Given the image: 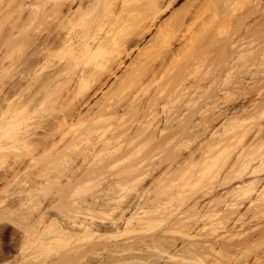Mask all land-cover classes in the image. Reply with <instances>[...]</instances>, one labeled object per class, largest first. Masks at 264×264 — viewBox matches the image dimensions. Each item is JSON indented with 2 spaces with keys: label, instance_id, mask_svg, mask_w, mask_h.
Segmentation results:
<instances>
[{
  "label": "bare ground",
  "instance_id": "1",
  "mask_svg": "<svg viewBox=\"0 0 264 264\" xmlns=\"http://www.w3.org/2000/svg\"><path fill=\"white\" fill-rule=\"evenodd\" d=\"M176 2L0 0V182L55 262L264 264V0Z\"/></svg>",
  "mask_w": 264,
  "mask_h": 264
},
{
  "label": "rangeland",
  "instance_id": "2",
  "mask_svg": "<svg viewBox=\"0 0 264 264\" xmlns=\"http://www.w3.org/2000/svg\"><path fill=\"white\" fill-rule=\"evenodd\" d=\"M190 2V0H177V2L175 3V8H178V9H181V8H183V7H185L188 3ZM168 16H169V14H167V16L165 17V18H167L168 19ZM7 157V156H6ZM6 157H5V159H6ZM4 159V158H3ZM2 159V160H3ZM1 160V161H2ZM0 165H1V172L3 171V170H5V169H7V159L6 160H3L2 161V164L0 163ZM0 172V175L1 174H4V172H2L1 173ZM5 172H7V170L5 171ZM1 182H3V181H1ZM1 182H0V205H1V203H2V205H3V208H4V206H5V208H4V210H6V208H8V204L9 205H12V204H10V203H13V200H14V202L15 203H18V201H20V199L22 198V197H24L25 196V193L23 194V196L20 198V196H21V190L23 191V189H21L20 187V189L19 188H17L16 190H14V188H16L15 186H17V185H10V186H12V187H7V183L4 181L2 184H1ZM104 183V185L106 184V182H103ZM103 183L99 186V187H97L98 186V184H97V186H95V187H93L94 186V184L93 185H91L92 187H93V190L91 189V186H89V187H87V188H89L90 189V191H88L86 188H85V190H82L83 192H79L82 196H87V194H88V196L90 195H94V194H99V191H100V193H101V191L103 192V191H105L106 192V185L105 186H103ZM13 186H14V188H13ZM102 186V187H101ZM19 190V191H18ZM87 190V191H86ZM92 190V191H91ZM14 191H16V192H18V197L16 198V196H14L13 194V192ZM15 192V193H16ZM94 192H97V193H94ZM13 193V194H12ZM45 193H48L49 194V192H45ZM90 193V194H89ZM92 193V194H91ZM104 193V192H103ZM111 193V192H110ZM109 193V194H110ZM11 194L13 195V197L11 196ZM17 194V193H16ZM48 194H46V197L47 198H44V199H42L43 198V196L42 195H44L45 196V194H41L40 196H41V198H39V200L41 199L42 200V203H43V206L46 204L44 201H46V200H48L47 202V204H49V203H51L52 201H53V199L52 198H54L55 196H52L51 198H50V196H51V194H49V199H51L52 201L50 202V200L48 199ZM56 194V193H55ZM54 194V192L52 193V195H55ZM78 194V193H77ZM102 194V193H101ZM79 195V194H78ZM78 195H76L77 197H78ZM82 196H79V200H81V198L80 197H82ZM15 197V198H14ZM56 197H57V195H56ZM76 197V198H77ZM84 197V198H85ZM18 198H20V199H18ZM36 198V197H35ZM34 198V199H35ZM87 198V197H86ZM90 198H92V197H90ZM90 198L88 197L87 199H83V200H90ZM13 199V200H12ZM46 199V200H45ZM12 202H11V201ZM16 200V201H15ZM18 200V201H17ZM39 200H37V199H35V201L34 202H37L38 203V201ZM40 200V201H41ZM39 201V202H40ZM29 203V202H28ZM28 203H26V204H28ZM41 203V202H40ZM41 203V204H42ZM45 203V204H44ZM36 204V203H35ZM29 205V204H28ZM32 205V209H29V211L30 210H32V211H30V212H33V210H34V208L35 209H37V207H39V203H38V205H37V207L32 203V204H30L29 206H27V207H30ZM58 205V204H57ZM23 206H25V205H23ZM23 206H22V208H23ZM35 206V207H34ZM59 206V205H58ZM1 207V206H0ZM27 207H24L23 208V210L24 211H26V212H24V211H22V214L23 213H25L26 215H28V213H30V212H27ZM40 207H42L41 205H40ZM2 208V207H1ZM27 209V210H26ZM62 208H60V210H61ZM64 209V208H63ZM20 210H21V208H20ZM19 210V212L17 211L16 213H7V210H6V214L4 215V218L2 219V221H0L1 223H0V227H5V232L4 233H0V264H29V259H30V264H66V263H60V262H55L56 260L55 259H57V260H59L58 259V257H60V255H59V253H61V251H63L62 249H65L64 251H66V247L64 248V246L66 245H64V244H60V247L58 246V248H57V246H56V248H57V251L59 252H57L55 249L56 248H54L55 246H53V249H52V244H51V242H49L48 241V239L50 240V235H48L49 234V232H48V234H47V232H44L43 234H40V236H39V234L37 233L36 234V232H35V234L36 235H34V233H33V235H32V233H31V231H33V229H31V228H26L27 227V225L29 226L30 225V221L27 219V218H30V219H32L31 217H32V215H30L29 214V216H31V217H28L27 216V218H23L22 216H24L25 214H21L20 211ZM39 210V208L37 209V210H35V214L37 215L38 213L37 212H40V211H38ZM56 211H57V209H56ZM63 211V210H62ZM62 211H59V212H62ZM64 211H66L65 209H64ZM58 212V211H57ZM5 213V212H4ZM20 213V214H19ZM101 213V212H100ZM33 214V216L35 215L34 214V212L32 213ZM91 214H97L98 215V212L96 213H94L93 211L91 212ZM103 214V213H102ZM105 214V213H104ZM106 214H109V213H106ZM106 214L105 215H101L100 214V218L101 217H105L104 219H106ZM95 216V215H94ZM24 217H26V216H24ZM88 218H90V217H88ZM98 220H100L99 219V217H96ZM95 218V219H96ZM104 219H101V220H104ZM26 220V221H25ZM29 221V222H28ZM157 223H159V222H156V225H157ZM161 223H163V222H161ZM165 223V222H164ZM163 223V224H164ZM154 224V223H153ZM163 224H162V226H163ZM2 225V226H1ZM45 226H46V224H45ZM47 226H48V223H47ZM151 226H152V224H151ZM150 226V227H151ZM159 226H161V224L159 225ZM151 227V230H150V227L149 226H146L147 227V230L148 231H146V229H142L141 231H143V230H145V233L147 232V235H148V233L149 232H151L152 231V233H149V235H151L152 234V237H155V236H153V234H160L162 231H163V227L164 226H166V224H164V226L163 227ZM145 227V228H146ZM162 228V229H161ZM165 228V227H164ZM9 229V230H8ZM25 229H28L26 232H30L31 233V235L29 236L28 234V236L26 237L24 234L26 233L25 232ZM30 229H31V231H30ZM137 231V230H136ZM135 231V232H136ZM138 231H140V230H138ZM159 231H160V233H159ZM28 232V233H29ZM132 232V231H131ZM135 232H132L133 233V235L135 234ZM156 232H158V233H156ZM29 233V234H30ZM139 232H137L134 236H132V235H130V232H129V234L128 235H130V236H132L133 237V239H134V237H136V238H138L137 236L138 235H142V234H138ZM141 233V232H140ZM144 232H143V236H144V234H145ZM46 235H48V237L49 238H47L46 239ZM127 234H126V236L125 235H123V239H121V240H124V239H127L128 241H133L132 240V237H131V240H129V238L128 237H130V236H128ZM146 235V234H145ZM144 236V237H151V236ZM8 236V237H7ZM124 236H125V238H124ZM174 236V235H173ZM176 236H178V235H176ZM122 237V236H121ZM127 237V238H126ZM141 237V236H140ZM151 237V238H152ZM108 238V237H107ZM110 238V237H109ZM114 238V237H113ZM117 238H119V237H117ZM135 238V239H136ZM12 239V240H11ZM120 239H117V240H120ZM84 240V239H83ZM82 240V243H86V244H89V242L90 241H88V242H86V241H83ZM85 240H88V239H85ZM113 240V239H112ZM111 240V241H112ZM44 241H47L46 243L44 242ZM76 241V240H75ZM74 241V242H75ZM79 241H81V240H79ZM114 241H115V239H114ZM49 242V243H48ZM53 242V241H52ZM57 242V241H56ZM81 243V242H80ZM92 243V242H91ZM56 244V243H55ZM58 244V243H57ZM74 245H75V243H73ZM79 245V243H77V241H76V245ZM83 244V245H84ZM46 245H50V250H51V252H50V250L49 249H46V246L44 247V246ZM63 245V246H62ZM77 245V246H78ZM91 245V244H90ZM82 246V244H80V246L79 247H81ZM89 245H87V246H82V247H85V248H88V249H90V247L91 246H89ZM44 247V248H43ZM48 248V247H47ZM62 248V249H61ZM46 249V250H45ZM93 249V248H92ZM11 250H13V251H11ZM49 250V251H48ZM53 250V251H52ZM94 250V249H93ZM63 251V252H64ZM99 251V250H98ZM101 251V250H100ZM99 251V254L101 253V254H105L106 255V252L105 251H101L100 252ZM7 252H8V255H7ZM90 252H94V253H88V254H91V256L89 255V256H87V258H89L90 259V261H92V259L91 258H93L94 260L92 261V264H94V262L96 261V262H98L99 261V263L100 262H103V264L105 263V264H107V262H105V260L104 259H106L104 256L105 255H103V257H101L102 255L100 254V255H98L97 253V251H90ZM105 252V253H104ZM57 254H58V256H57ZM63 254V253H62ZM61 254V255H62ZM93 254V255H92ZM143 254L144 253H140V254H136V256L135 255H133L132 256V259H127L128 258V256L127 255H125V257L124 258H126V259H122V257H121V259L123 260V261H127L128 263H126V261H125V263L122 261V260H120L121 261V263H120V261H118V260H115V259H108V261H109V263L110 264H113V263H120V264H122V262L124 263V264H133L134 262H137V263H134V264H138L140 261H142L143 259V262H140V263H144L146 260H147V264H149V262H148V260H150L149 259V257L147 256V255H145V256H143ZM139 255H141V256H139ZM34 256V257H33ZM36 256H37V258H38V260H35L34 261V259H32V258H35V259H37L36 258ZM95 258H94V257ZM137 256H138V258H137ZM252 256H253V254H252ZM32 257V258H31ZM130 258H131V256H129ZM136 258V260L134 261V259ZM141 257V259H140V261H137L139 258ZM86 258V259H87ZM101 258V259H100ZM103 258V259H102ZM148 258V259H147ZM28 261H27V260ZM32 259V260H31ZM85 259V258H84ZM83 258H82V260H84ZM99 259V260H98ZM107 259H106V261H107ZM26 260V261H25ZM104 260V261H103ZM129 260H133L132 261V263H130L131 261H129ZM31 261H33V262H31ZM80 260H78L77 262H75V263H73V264H79V263H81L82 261H80ZM88 261V260H87ZM89 261V262H90ZM114 261V262H113ZM159 261H161V260H159ZM26 262V263H25ZM35 262V263H34ZM38 262V263H37ZM52 262H54V263H52ZM87 263L86 262V260H84L82 263L83 264H91V263ZM113 262V263H112ZM162 262V261H161ZM160 262V263H161ZM163 262H164V260H163ZM159 263V264H160ZM67 264H70V263H67ZM96 264H98V263H96ZM100 264H102V263H100ZM163 264V263H162ZM254 264V263H253Z\"/></svg>",
  "mask_w": 264,
  "mask_h": 264
}]
</instances>
